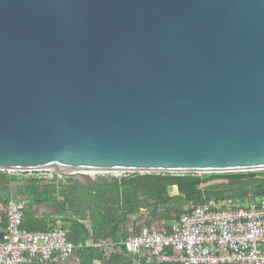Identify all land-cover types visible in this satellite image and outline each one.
<instances>
[{
	"label": "water",
	"instance_id": "1",
	"mask_svg": "<svg viewBox=\"0 0 264 264\" xmlns=\"http://www.w3.org/2000/svg\"><path fill=\"white\" fill-rule=\"evenodd\" d=\"M10 171H264V0H0Z\"/></svg>",
	"mask_w": 264,
	"mask_h": 264
},
{
	"label": "built area",
	"instance_id": "2",
	"mask_svg": "<svg viewBox=\"0 0 264 264\" xmlns=\"http://www.w3.org/2000/svg\"><path fill=\"white\" fill-rule=\"evenodd\" d=\"M10 175L58 176L53 171L6 172ZM116 180L126 174H91ZM8 225L0 240V264H61L76 251L100 245L74 243L62 228L29 232L23 228L25 204L10 201ZM131 257L149 264H264V198L191 204L189 214L170 228H142L122 243Z\"/></svg>",
	"mask_w": 264,
	"mask_h": 264
},
{
	"label": "trees",
	"instance_id": "3",
	"mask_svg": "<svg viewBox=\"0 0 264 264\" xmlns=\"http://www.w3.org/2000/svg\"><path fill=\"white\" fill-rule=\"evenodd\" d=\"M5 177L4 174H0ZM79 188L82 196L93 201L96 208L91 212L93 239L113 235L129 216L148 213L152 221L174 223L189 214L191 204L201 205L209 200L235 199L242 205L251 199L264 198V171L222 174H132L121 181ZM179 194L170 196L171 188ZM96 192V195H92ZM148 227V226H147ZM125 241V239H124ZM123 241V242H124ZM122 249L125 252L124 246ZM83 264L101 259L95 247L79 250Z\"/></svg>",
	"mask_w": 264,
	"mask_h": 264
},
{
	"label": "crops",
	"instance_id": "4",
	"mask_svg": "<svg viewBox=\"0 0 264 264\" xmlns=\"http://www.w3.org/2000/svg\"><path fill=\"white\" fill-rule=\"evenodd\" d=\"M0 174L5 175V177L0 175V234L4 235L8 225V203L10 201L24 203L25 230L41 232L62 228L74 243L91 241L99 244L98 249L102 258L93 259L91 264H149L145 259L137 260L124 252L122 249L124 239L139 233L144 227L165 230L173 224L152 221L148 213L141 212L129 216L113 235L94 241L91 212L95 210L96 205L86 196L81 195L79 190L83 186L81 183L59 176L51 179L43 175H10L6 172ZM99 180L102 182L101 178ZM178 194L177 187L171 188L170 196ZM92 195H96V192H92ZM61 264H83V255L76 251Z\"/></svg>",
	"mask_w": 264,
	"mask_h": 264
},
{
	"label": "rangeland",
	"instance_id": "5",
	"mask_svg": "<svg viewBox=\"0 0 264 264\" xmlns=\"http://www.w3.org/2000/svg\"><path fill=\"white\" fill-rule=\"evenodd\" d=\"M131 175H132V174H126V175L122 176L121 179L123 180V179H125V178H127V177H130ZM173 224H174V223H173ZM173 224H172V225H173Z\"/></svg>",
	"mask_w": 264,
	"mask_h": 264
}]
</instances>
